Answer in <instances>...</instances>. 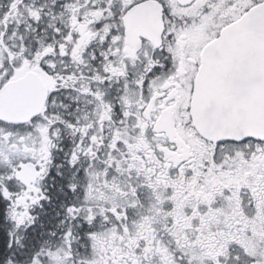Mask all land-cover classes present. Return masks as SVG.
I'll use <instances>...</instances> for the list:
<instances>
[{"label": "snow or ice", "instance_id": "6c2138e0", "mask_svg": "<svg viewBox=\"0 0 264 264\" xmlns=\"http://www.w3.org/2000/svg\"><path fill=\"white\" fill-rule=\"evenodd\" d=\"M0 264H264V0H0Z\"/></svg>", "mask_w": 264, "mask_h": 264}]
</instances>
